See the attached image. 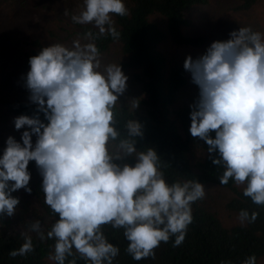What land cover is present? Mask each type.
I'll return each mask as SVG.
<instances>
[{
	"label": "clouds",
	"instance_id": "obj_1",
	"mask_svg": "<svg viewBox=\"0 0 264 264\" xmlns=\"http://www.w3.org/2000/svg\"><path fill=\"white\" fill-rule=\"evenodd\" d=\"M83 2V10L71 19L98 29V34H83L93 42L51 44L29 59L25 87L37 109L31 117L14 119L16 130H29L22 133V143L8 137L0 157V215L15 214L20 201L12 192L31 193L28 165L35 161L44 202L58 216L47 232V239L55 241L49 259L65 264L75 249L89 264H113L120 249L108 242L106 225L123 229L133 259H155L161 243L172 237L173 247L184 242L193 222L192 204L205 198V187L195 179L169 184L155 149L136 148L143 136L138 121L129 119L122 137L115 109L128 77L120 63L101 64L94 41L105 35L119 39L113 15L126 16L128 9L124 0ZM229 35L197 59H185L184 68L199 87L190 133L206 142L209 154L218 152L212 162L224 169L222 185L231 179L244 186L245 197L264 206V33L240 27ZM128 157L136 162L124 163ZM258 215L242 209L239 220L252 223ZM30 230L45 239L39 220L31 222ZM22 235L21 247L9 253L13 258L34 251L31 236ZM68 264H76L75 258ZM242 264H256L255 255Z\"/></svg>",
	"mask_w": 264,
	"mask_h": 264
},
{
	"label": "trees",
	"instance_id": "obj_2",
	"mask_svg": "<svg viewBox=\"0 0 264 264\" xmlns=\"http://www.w3.org/2000/svg\"><path fill=\"white\" fill-rule=\"evenodd\" d=\"M239 1L236 10H249L259 2L264 3V0ZM124 3L128 15H113L119 39L105 35L94 41L100 54L118 46L124 56L123 67L134 73L133 77L141 86L139 105L118 101L115 109L117 128L123 137L126 135L124 124L129 119L138 121L142 125L143 136L137 138V150L155 149L169 184L195 179L204 185L206 196L192 204L193 222L184 242L173 247L175 238L172 237L168 243H161L155 249V259H133L126 252L128 241L123 229L104 226L108 242L120 249L113 264H221V261L242 264L252 255L256 257V264H264V206L256 205L245 197L244 186H236L233 180L230 179L227 185L220 183L219 177L224 169L212 162L213 158H219L218 152L209 154L206 142L190 133L191 105L199 95L193 99L185 94L191 75L184 68L185 59L168 70V61L161 49V43L168 37L180 45L199 47L206 43V36L187 35L184 27L191 23L187 11L208 4L209 0H124ZM153 15H161L167 21V29L153 21ZM81 28L83 34L88 31L98 34V29L92 24L81 25ZM252 30L259 32L256 28ZM32 44L36 50L27 54L28 64L30 57L38 55L44 48L39 40L32 41ZM0 103L15 116L31 117L37 109L29 97H4L0 98ZM40 119L47 123L43 113H40ZM210 135L215 137L214 132ZM123 162L134 164L136 161L135 157H128ZM28 187L32 189L31 193L23 188L11 193L20 201L15 214L11 217L0 215V264H56L49 259L54 254L55 241L47 239V232L58 216L44 202L42 178L30 179ZM221 191L229 192L224 209L238 220L228 222L221 208L213 202L211 197ZM242 209L249 213L258 212L255 222L241 223L239 213ZM35 220L41 222L45 234L43 241L30 230V224ZM22 234L31 236L34 251L13 258L9 253L21 247L24 242ZM73 252L74 257H68L65 264L74 258L76 264H89L79 257L75 249Z\"/></svg>",
	"mask_w": 264,
	"mask_h": 264
},
{
	"label": "rangeland",
	"instance_id": "obj_3",
	"mask_svg": "<svg viewBox=\"0 0 264 264\" xmlns=\"http://www.w3.org/2000/svg\"><path fill=\"white\" fill-rule=\"evenodd\" d=\"M239 0H209L208 4L192 7L187 11L191 23L184 27V32L191 36H206L203 46H188L175 43L170 37L161 43V49L167 58V68L181 63L188 56L197 59L206 53L214 41L230 39L232 31L240 27L256 28L264 33V3L259 2L249 10H236ZM84 7L83 0H1L0 1V98L30 96L25 87V77L30 70L27 54L36 50L32 41L39 40L44 47L59 43L72 47L75 40L82 44L91 41L83 38L81 25L73 23L71 16L78 15ZM65 9L68 15L65 16ZM151 19L167 29V21L161 15H153ZM102 65L120 63L123 73L128 77L127 88L119 97L120 102L139 105L141 86L135 80L134 73L123 67L124 56L118 46L100 55ZM187 96L195 98L199 95V87L189 77V85L185 91ZM18 117L7 111L0 103V157L3 156L8 137L21 142L22 133L29 130L27 126L15 129L14 119ZM37 137L32 136L35 143ZM28 171L31 179L42 178L35 161H30ZM11 182V181H10ZM242 187V186H240ZM211 197V196H210ZM222 210L228 222L238 220L231 212L224 209L223 204L229 198V192L221 191L211 197Z\"/></svg>",
	"mask_w": 264,
	"mask_h": 264
}]
</instances>
